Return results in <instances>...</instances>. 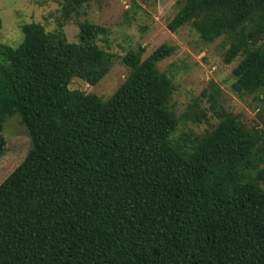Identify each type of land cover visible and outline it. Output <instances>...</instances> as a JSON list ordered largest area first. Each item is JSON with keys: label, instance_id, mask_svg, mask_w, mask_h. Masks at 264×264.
Masks as SVG:
<instances>
[{"label": "trees", "instance_id": "1", "mask_svg": "<svg viewBox=\"0 0 264 264\" xmlns=\"http://www.w3.org/2000/svg\"><path fill=\"white\" fill-rule=\"evenodd\" d=\"M61 1L65 21L87 0ZM166 25L221 39L226 63L240 56L231 91L262 101L264 0H179ZM22 32L16 47L0 42V158L7 118L19 115L31 142L0 183V264H264V121L245 125L209 81L215 124L178 133L207 109L192 100L177 115L170 103L172 75L156 63L173 46L144 59L128 49L127 76L102 99L68 84L111 69L104 26L80 22L75 42L62 22Z\"/></svg>", "mask_w": 264, "mask_h": 264}, {"label": "rangeland", "instance_id": "2", "mask_svg": "<svg viewBox=\"0 0 264 264\" xmlns=\"http://www.w3.org/2000/svg\"><path fill=\"white\" fill-rule=\"evenodd\" d=\"M179 0H87L67 20H63L61 0H0V42L16 47L23 40L22 26L26 23H41L52 31L62 22L68 41L78 40L79 23L85 20L105 27L107 33L97 38V43L109 50L113 65L109 72L95 85H89L79 77H73L70 89H80L108 99L128 74L122 56L139 45L144 47L142 58H146L161 44L174 47V51L156 63L160 71L172 75L175 90L170 103L177 115H182L192 100H197L201 109H207V119L193 122L190 118L179 123L177 132L192 129L204 131L216 122L209 110L208 102L201 92L209 81L221 89V104L227 111L239 115L248 127H261L264 116V93L262 101L252 96L239 98L230 89L233 80L232 68L238 63L237 56L230 63L224 61L226 49L221 39L202 41L198 34L184 25L170 31L167 22L175 15ZM2 136L4 152L0 158V183L24 159L31 147L26 127L19 115L6 119Z\"/></svg>", "mask_w": 264, "mask_h": 264}]
</instances>
